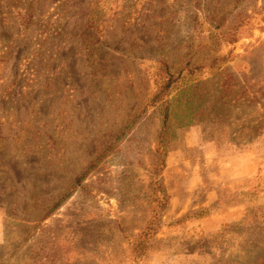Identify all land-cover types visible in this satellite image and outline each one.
<instances>
[{
	"label": "rangeland",
	"instance_id": "rangeland-1",
	"mask_svg": "<svg viewBox=\"0 0 264 264\" xmlns=\"http://www.w3.org/2000/svg\"><path fill=\"white\" fill-rule=\"evenodd\" d=\"M0 264H264V0H0Z\"/></svg>",
	"mask_w": 264,
	"mask_h": 264
},
{
	"label": "trees",
	"instance_id": "trees-1",
	"mask_svg": "<svg viewBox=\"0 0 264 264\" xmlns=\"http://www.w3.org/2000/svg\"><path fill=\"white\" fill-rule=\"evenodd\" d=\"M170 82L162 89V91L157 95V99L162 102L163 106V130L161 134L167 131L169 127L168 123L171 120V116L175 115V119L178 121L180 126H190L193 125L195 121L196 112H194L195 107L191 101V90L193 83L186 82L178 90L177 95L172 100H165L164 92L166 89L171 87L174 81L170 78ZM181 89V90H180ZM178 110V114H174L173 109Z\"/></svg>",
	"mask_w": 264,
	"mask_h": 264
}]
</instances>
